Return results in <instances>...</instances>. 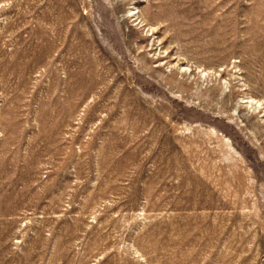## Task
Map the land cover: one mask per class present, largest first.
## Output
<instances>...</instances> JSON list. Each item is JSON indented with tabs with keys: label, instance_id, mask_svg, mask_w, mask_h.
I'll return each instance as SVG.
<instances>
[{
	"label": "rangeland",
	"instance_id": "1",
	"mask_svg": "<svg viewBox=\"0 0 264 264\" xmlns=\"http://www.w3.org/2000/svg\"><path fill=\"white\" fill-rule=\"evenodd\" d=\"M0 264H264V0H0Z\"/></svg>",
	"mask_w": 264,
	"mask_h": 264
}]
</instances>
